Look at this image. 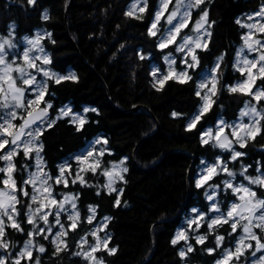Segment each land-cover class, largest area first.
I'll return each instance as SVG.
<instances>
[{
  "label": "trees",
  "instance_id": "trees-1",
  "mask_svg": "<svg viewBox=\"0 0 264 264\" xmlns=\"http://www.w3.org/2000/svg\"><path fill=\"white\" fill-rule=\"evenodd\" d=\"M132 1L36 0L34 5H29L27 0H0L1 33L10 26L18 35L30 34L36 29L46 30L51 33V39L47 36L43 39L49 52L50 67L61 73L70 70L78 77V82L68 80L56 84L50 79L45 81L48 84L45 100L52 104L49 115L53 116L63 105L76 111H83L84 107L96 109L95 112H84L87 123L79 131L77 124L71 122V116H67L56 118L55 125L43 132L41 154L47 170L56 174L64 159L96 136L103 138L100 145L104 150L103 156L97 154L100 167L96 172L82 173L84 185L77 180L76 183L69 181L67 187L62 183L56 186L78 196L76 204L81 219L76 230L69 229L65 237L67 249L57 254L50 239L36 235L34 244L44 246L46 251L40 253L34 248L33 259L25 257L21 264H35L36 258L40 264H88L74 253L81 250L79 239L89 234L96 220L104 217H111L104 230L110 238L107 247L116 249L111 255L103 248L96 252L104 264H214L218 251L230 245L235 237L229 224L214 227L212 232H208L205 222L199 228V232L207 233L210 239L215 235L224 237L221 248L212 254L207 249H215L216 243L210 239L197 244L192 237L194 250L183 259L179 255L183 241L176 245L171 243L178 227L184 224L182 217L190 208L197 206L208 211L207 185H221L217 198L223 210L235 198L230 189H222L223 180L227 178L223 171L203 187H196L200 160L216 162L220 157L238 180H245L240 175L242 166L247 167L246 174L250 176L255 174V167L264 172V128L244 148L237 146L246 154L237 161H232L230 151L213 146L211 141L201 143L202 131L214 125L217 119L231 121L246 102L256 103L251 96L229 92L228 88L234 81L244 78L235 66V52L243 32V27L236 21L264 0H205L200 8L193 9L187 30L196 22L202 9L208 10L209 22H215L210 29L211 37L207 38V48L196 50L199 63L188 70L191 80L180 83L169 79L159 91L160 86L153 83L152 68L163 67L164 55L173 50L172 46L160 48L158 35L148 34L160 0H147L144 12L129 16L126 13ZM45 12L49 17L47 20L42 18ZM221 55L223 60L219 61L216 72L215 103L196 128L188 131L187 124L202 101L196 95L199 90L197 79L203 70L216 65ZM256 85L264 86V80L258 79ZM134 106L139 109L134 111ZM257 106L264 109V102ZM173 112L179 115L173 117ZM122 160L128 171L114 186L123 189V193L109 194L104 186L103 172ZM29 162L22 152L15 157L17 171L14 177L18 187H24L25 165ZM3 165L0 161V166ZM254 187L264 198V187ZM117 195L121 200L119 206L115 203ZM19 199L20 220L26 230L27 201L22 194ZM89 206L96 208L91 224L87 222L91 214ZM182 207L181 214L175 217ZM26 233H11L10 236L17 244H22L28 238ZM247 259L243 256V262Z\"/></svg>",
  "mask_w": 264,
  "mask_h": 264
},
{
  "label": "snow or ice",
  "instance_id": "snow-or-ice-1",
  "mask_svg": "<svg viewBox=\"0 0 264 264\" xmlns=\"http://www.w3.org/2000/svg\"><path fill=\"white\" fill-rule=\"evenodd\" d=\"M29 5H34L36 0H27ZM141 3V0H136L130 6V10L126 15L133 16L137 5ZM144 7H140L139 11L142 13L147 7V0H143ZM173 3V0H161V9L155 14V18L148 30L150 36L157 35L158 24L164 12L168 11L169 5ZM205 0H175V6L171 11H168L167 23L172 25V28L168 31L167 36L162 37L159 44L160 48H166L169 45L176 44V51L186 53L190 56L191 63L186 59L183 61L188 68H194L199 63V58L197 55V49L206 50L207 39L202 42V37H211L210 29L212 24L208 20V10L202 9V14L199 20H197L192 27V31L196 33L195 37L190 35L182 36V43L177 42V37H181L183 29L189 26L191 20V10L195 8H200ZM181 9H184L181 11ZM254 17L264 18V5H262L259 11L255 12L253 15L248 17L252 20ZM47 20L49 17L47 12L43 14L42 17ZM174 21H177L174 23ZM237 24L241 27H246L249 31L243 35L241 38L244 41V48H247L249 52L257 53V56L253 59H248L247 57H241L240 53H237L238 59L236 63L237 70L240 71L241 75L245 77L241 82L237 83L235 86L228 88L229 92L232 93H242L244 95L251 96L256 104H251L249 102L245 103L244 110L241 111V117L248 116L251 120L249 124H239V125H228L223 120L220 121L218 129L213 132L209 129L207 132L203 133L201 136V143L208 144L210 141H214L215 147H219L222 150H227L231 152L232 161H237L239 158L246 155L243 152L236 151L233 149V144L238 143L241 148L247 145L249 140H254L257 135L261 134L262 128H264V109H258L257 104L264 102V86H257V80H264V39L255 38L256 33H264V23L257 20L256 23L243 24L238 19ZM207 25V27H206ZM255 30V32L253 31ZM48 39H51V33L46 34ZM44 37L37 35L35 39L27 40L29 47L24 50L22 61L23 63H17L15 60L9 62L8 48L14 47V44L10 39L0 41V161L4 162L3 166H0V183L3 184V188H0V249L7 250L9 247H14L10 245L7 241V231L8 227H11L19 232H24L21 222L17 219L21 215V208L17 205L21 204L19 199L20 194L25 197L30 196L31 203L27 204V222L33 226V231L26 233L28 239L24 241L23 247L15 254V259L12 260V264H21V261L27 257L28 260L33 259V249L36 248L40 253L46 251L45 247L42 245H35L34 238L36 235H43L44 239H49V235H44V233L52 234V225L49 221V216H55V224L60 228V231L51 235V243L56 246L57 254L61 251L67 249L68 244L65 237L68 236L69 229L75 231L78 227V222L80 221V213L76 210L77 204L76 200L78 196L65 194L63 199H57L53 191V184L49 183L53 179L49 173L43 171V157L41 152L43 151V144L40 142V136L47 128H51L55 125V120H50L48 116V110L52 108V104L45 100L47 94L48 84L46 82H38L36 76L30 70H35L37 73H42L44 77L53 80L56 84H60L63 81L71 80L72 82H78V77L75 73H70L69 75H59L55 72H50L44 67V65L49 64L51 61L47 55H32L33 51H38L40 53L44 52V48L40 41ZM144 57H141L143 59ZM167 60L168 57H165ZM223 60V55L218 58V62L214 68H212V78L211 87L205 82H201L197 87L198 91L196 95L200 97L203 104L199 108V113L194 115L189 123L187 124L186 130L192 131L196 128L197 124L201 121L203 115L209 111L212 104L215 103L212 97L217 93V69L220 67L219 61ZM37 61H41L40 64ZM169 66V71L167 75H164L162 79H157V84H159V91L163 88L166 81L169 79L176 80L180 83H186L191 80L192 77L188 75L186 71L176 72L172 68L171 64ZM255 70V71H254ZM153 77H156V73H152ZM21 83L23 86H21ZM155 86V85H154ZM33 91L35 93L34 98H27V93ZM41 104L44 107H41ZM88 111L95 112L96 109L85 108L84 112ZM72 115V123L77 124V131L81 130L87 120L79 115H73L71 109L61 110L60 115L57 119H62ZM179 114L176 112L172 113L173 117H177ZM17 119L22 120V123L17 125L14 123ZM46 123V128L42 127ZM231 128V137L225 133L226 128ZM96 143H100L99 140ZM107 143V141H104ZM23 153L25 159H31L33 154L35 155L36 171L30 172L28 179L23 180V185H31V194L24 187L17 186V180L14 177V173L17 171L15 157ZM104 155V150H100L99 156ZM78 162L84 164L88 163V167L82 168L80 171H92L93 173L100 167V160L94 157L93 152H88L87 156L82 158L78 157ZM124 161H120L123 165ZM28 165H25L27 168ZM116 167L115 165L113 166ZM260 172V168L256 169ZM126 167H121L120 171L104 170L103 175L108 177V183L105 185L109 194L112 192L123 193V189H117L114 185L117 180H123L124 177L122 173L127 172ZM223 171L227 176L235 178V173L229 170L227 164L221 161L219 158L217 161L210 165L204 175L196 181V187H203L209 180H211L215 175ZM247 167L242 166L240 175L247 180L248 184L235 185L230 180L224 181V187L230 189L234 196H236L237 202H233L228 208L227 214L223 213L212 219L208 223V229L215 231L214 226L222 224H230L232 233H236L238 228L242 229V234L236 242L235 249L229 250L225 249L223 255L220 259L216 260V264H237L240 257L244 256L246 251L249 249L254 250L251 252L252 257L255 259L252 264H264V236H259L253 229H259L260 232H264V198L258 196L257 191H254L251 185H257L258 187H264V173L258 176L247 175ZM65 168L60 167V175L54 178L55 184L63 183L65 187L68 186V180L65 178ZM77 180L84 185L86 183L83 176L77 174L76 179L72 180V183H76ZM100 193L98 192L97 195ZM213 196L209 195L207 199L213 200ZM116 206H119L121 200L119 195L116 198ZM66 205H70L71 211ZM212 211L219 212L220 209L214 203L211 208ZM88 211L92 214L87 217V222L91 224L95 218L96 208L89 206ZM68 212V220L70 225L66 227L61 223L60 216L61 213ZM6 218V219H5ZM111 217H104L105 227L107 222ZM203 220V217H200ZM43 221L45 227L38 226V222ZM190 226L196 224L199 228V223L195 220L189 222ZM102 228H97L96 230L90 232L89 234L95 238L96 243L89 245L88 249H84V245L87 244V240L81 237L80 240V251L74 253V255L82 256L88 264H103V261L95 256V253L101 248L106 250L110 255L116 252L115 248H108L109 237L105 236L101 238L98 235ZM189 237L185 231H180L177 233L175 238L171 241L173 245H176L179 241H185L187 247L180 251L179 255L183 259L187 253L192 252L194 249L191 244H188ZM207 240V236L197 235L196 243L203 244ZM224 237L216 236V248H220ZM255 241V245L251 243ZM216 249H207L209 254H212ZM257 253H261L257 257ZM9 257H6L3 253H0V264H7ZM35 264H40L39 258H36Z\"/></svg>",
  "mask_w": 264,
  "mask_h": 264
},
{
  "label": "rangeland",
  "instance_id": "rangeland-1",
  "mask_svg": "<svg viewBox=\"0 0 264 264\" xmlns=\"http://www.w3.org/2000/svg\"><path fill=\"white\" fill-rule=\"evenodd\" d=\"M135 2H136V0H133L132 1V3L128 7V11L130 10V6L133 3H135ZM262 5H264V1L255 10L250 11V12H246V13L242 14L239 17V20L241 21V23H243V24H252V23H256L257 20H260L262 23H264V18L254 17L252 20H249L248 19V17L250 15H253L255 12L259 11V9H260V7ZM174 6H175V0H173V3L169 5L168 11H171ZM140 7H143V1L142 0H141V3H139L137 5V9L135 10L134 14L139 12V8ZM161 7H162V5H161V0H160V7L157 10V12L160 11ZM183 10L184 9H181V11H183ZM168 11H166V12L163 13V15L161 17V20H160V22H159V24L157 26L158 29H159V31L157 32V35H158L157 45L158 46H159V44L161 42L162 37L167 36L168 31L172 28V25H169L167 23ZM192 11H193V9L191 10V13H192ZM200 15H199V17H198L197 20H199ZM176 22L177 21H174V23H176ZM194 24H195V22H194ZM194 24L191 25L188 30H187L188 27L185 28V29H183V32L181 33V37H177V42L178 43H182V36H184V35H190V36L195 37L196 33H194L192 31V27L194 26ZM206 27H207V25H206ZM248 31L249 30L246 27H243L242 36L245 35ZM253 31L255 32V30H253ZM46 33L47 32L44 29H36V30H34V32H32L30 34L18 35L14 31V27L13 26H10L7 29V31L4 32V33H1L0 32V41L6 40V39H10L12 41V43L14 44V47L8 48V57H7V59L9 60V62L15 60L17 63H23V61L21 59L22 56H23V52H24L25 49H27L29 47V45L27 43V40H29V39H35L37 37V35H41V36L45 37L46 36ZM255 38L264 39V33H256ZM43 39H41L40 43H41V45L44 48V52L43 53H40L38 51H33L32 55H40V56L47 55L49 57V52L47 51V49L43 45ZM204 39H207V37H202V42H203ZM243 45H244V41L241 39V43L237 46L236 52H235V65H236L237 59H238L237 53H240L241 54V57H247L248 59H253L254 57L257 56V53H255V52H249L247 50V48H244L243 49V52H241V49L243 48ZM169 46H172L173 47V50H172V52L166 53L164 55V57H163V60H164L163 67L154 66L152 68V73L155 72L157 74L156 77H153V83L155 85H157V86H159V84H157V82H156L157 79H162V77L164 75H167L168 74L169 66H170V63L172 61H174V63H172L171 66H172V68L175 69L176 72L186 71L188 73V70H189V68L186 67V65H185V63L183 61H185L187 59L189 61V63H191L190 56L186 55V53L177 52L176 51V47H177L176 44H172V45H169ZM165 57H168V59L166 60ZM37 63L40 64L41 61H37ZM215 66L216 65H214L212 67H208V68H206L205 70H203L201 72L199 78L197 79L198 85L201 82H205L208 85V87H211V78H212V75H213V73H212L211 70ZM44 67L46 69H48L50 72H55V73H57L59 75H65V76H67L70 73H72V71H70V70H68L66 73H61V72L55 71L54 69H52L50 67L49 64L44 65ZM30 71H32L33 74L36 76L38 82H45L48 79V78L44 77L42 73H37V72H35V70H30ZM188 75H189V73H188ZM243 79H245V77ZM243 79L234 81L229 87L235 86L237 83L241 82ZM21 86H23L22 83H21ZM34 96H35V93L33 91H29L27 93V98H29V99L34 98ZM213 99H214V96L212 97V100ZM48 103H50V102H48ZM249 103L256 104L253 101L252 102H249ZM202 104H203V101H201V103L198 106L197 110L195 111L194 115H196V114L199 113V108L201 107ZM41 107H44V105L41 104ZM85 108H87V107H84V109ZM244 108H245V104L239 109L236 118H234L231 121L224 120L223 118L217 119L214 125L209 126L205 130L202 131V135H203V133L207 132L209 129H211L213 132H215L218 129V126H219L221 120H223L224 122H226V124H228V125H239V124H242V123L243 124H249V123H251V120H250V118L248 116L241 117V115H240L241 111L244 110ZM257 108L259 109L258 106H257ZM62 109L63 110L71 109L73 115H79V116H82V117L85 118L84 110L83 111H76V110H73L71 108V106H69V105H63V106H61V107H59L57 109V112L53 116L48 115L49 116V119L50 120H55L60 115V112H61ZM70 116L72 118V115H70ZM14 123H16L17 125H19L20 123H22V120L17 119L16 121H14ZM42 127H46V123L44 125H42ZM231 131H232V129L230 127L225 129V133L229 135L230 139H234L233 137H231ZM97 140L102 141L103 138L100 137V136L94 137L93 139H91L90 141H88L87 144L83 148H81L80 150H78L75 153L71 154L70 157L64 159L59 164L58 169H57L58 171H57L56 174H52L49 170H47V168L45 167L44 161H43V171L49 173V175L53 177V179L50 180L49 183L53 184V191H54L57 199H63V196L65 194L77 196V194L75 192H72V191L71 192H65V191L61 190V188H56V186L57 185H60V184H55L54 178L56 176H59L60 175V167L61 166H64V168H65V173H66L65 178L68 180V184H69V181H70V183H72V180L73 179H76L78 173H79V175L82 176V173L84 171L81 172L80 170L82 168H85L86 169L88 167V163H90L91 160L89 162H86L84 164H81V163L78 162V159L77 158L78 157L82 158L84 156H87L88 152H90V151L93 152L95 158H98L97 154L100 152V150H102V148H101L100 143H96ZM211 142L214 144V141H211ZM238 145H239L238 143L233 144V149H235L236 151H239L238 148H237ZM229 154L231 155V152H229ZM41 156H42V154H41ZM218 158L221 160L220 157H218ZM72 161H74V162H72ZM214 163H215L214 161H207L206 159H201L200 160V162H199V164L197 166V172H196L197 175H196L195 183H196V181L198 179L201 178L202 175L205 174L206 169L210 165H212ZM114 165L116 166L115 168L113 167ZM121 167H124V164L121 165L120 164V161H118V162L112 164L108 168V170L120 171V168ZM256 169L257 168L255 167L254 168L255 174L253 175V177L258 176V175H261L262 173H264L261 169H260L261 170L260 172H257ZM35 171H36V163H35V155L33 154L32 158L30 159V162L28 163V167L25 170L24 180L28 179V176H29V173L30 172H35ZM122 175H123V173H122ZM242 178L244 179V177H242ZM108 179L109 178L105 176L104 186L108 183ZM238 179L239 178H237V175L235 174V178L234 179L232 177L227 176V178H225L223 180V182L230 180L235 185H239V184L247 185L248 184L247 180H238ZM61 185L64 186L63 183ZM3 187L4 186L1 183L0 188H3ZM220 187H221L220 184H210V185H207L206 186L207 197L209 195H212L214 197L213 200H209L208 199V204H209L208 211H203V210H201L197 206H194V207L190 208L184 214V216L182 217L184 224H182L181 226L178 227V229L176 230L175 236L177 235L178 232L185 231L188 234V237H189L187 243L188 244H191V245H192V240H191L192 237L196 241V236L197 235L207 236V239H210L207 233H205V232H199V228L202 226V224L204 222L206 223V227L208 228V223H210L212 219H215L217 216L221 215L222 213L224 215H226L227 214V211H228V208L231 206V204L233 202H237V199H236V196H235V198L233 200H231V201L228 202L227 208L225 210L221 209L220 203H219L220 201L217 198V193H218V190H219ZM251 187H252V189L254 191H256L254 185H251ZM24 188H26V190L31 194V192H32V186L31 185H24ZM261 188H263V187H261ZM222 189L223 190L226 189L224 187V183H223ZM231 193H232V191H231ZM261 198H263V197H261ZM26 201H27V204H30L31 203L30 196L26 197ZM214 203L220 209L219 212H215V211H212L211 210L212 205ZM27 204H26V208H27ZM17 207H18V205H17ZM66 207H68L69 208V211H71L70 205H66ZM76 210L78 211V209H76ZM27 212H28V208L25 210V214H24L25 215L24 216V224L27 226V228H26V230H24V232L25 231L26 232L33 231V226L27 222V215H26ZM68 214H69L68 212H63V213H61V216H60L61 223L64 224L66 227H68L70 225V221L68 220ZM90 215H92V214H90ZM200 217H203V220H201ZM17 219L22 224V221L20 220V216H18ZM55 219H56L55 216H51V215L49 216V221H50L51 225L53 226L52 227V234L44 233V235H49L50 241H51V235H54L56 232L60 231V228L58 226H56V224H55ZM193 220H195V221H197L199 223V225H200L199 228L196 227V224H192L190 226L189 222L190 221H193ZM38 226L45 227V225L43 224V221H39L38 222ZM218 226H214V227H218ZM22 227L24 228V225L23 224H22ZM98 227L103 229L102 231H99L98 232V235L101 238H103L105 236L108 237V234L104 232V230H105L104 218L103 219H100L99 221L96 220L94 222V224L92 225L89 233L92 232V231H94V230H96ZM253 230L256 231L259 236H264V232H260L259 229H253ZM6 231H7V237H6V239L10 243V245H14V247H11L10 246L9 249H7V250L0 249V253H3L6 257H9V259L7 260V264H12V260H14L16 258L15 257V254L18 253L19 250L23 247L24 242L22 244H17V242L14 241L11 238L10 234L11 233H15V234L16 233H20V234H22L24 232L16 231L15 229H13L11 227H8L6 229ZM231 231H232V229H231ZM208 232H210L209 229H208ZM241 234H242V229H239L238 228V230H237V232L235 234V237L232 240V243L230 245H228V246H225L224 248H221L220 247L221 249L218 251L219 256H218L217 259H220L221 258V256L223 255L225 249H229V250H234L235 249L236 242H237V240L239 238V235H241ZM216 236L217 235L213 236L210 240L211 241H214L216 243ZM82 237H84L87 240V244H85L83 246L85 250L88 249V246L89 245H93V244L96 243L95 238L92 237L90 234H85ZM27 239L28 238H26L25 240H27ZM80 240H81V238L79 239V244H80ZM181 241H183V240H181ZM251 243L253 245H255V241H251ZM186 247H187V245H186L185 241H183L182 244H181V246H180L179 253H180L181 250L185 249ZM215 249H217V248H215ZM253 250H254V248L253 249H249V252L246 251L244 257H248V259L243 262V256H242V257H240V260L237 262V264H252V261L255 259L251 255V252ZM259 255H261V253H257V257ZM95 256H96V253H95ZM216 260H215L214 264H216Z\"/></svg>",
  "mask_w": 264,
  "mask_h": 264
},
{
  "label": "water",
  "instance_id": "water-1",
  "mask_svg": "<svg viewBox=\"0 0 264 264\" xmlns=\"http://www.w3.org/2000/svg\"><path fill=\"white\" fill-rule=\"evenodd\" d=\"M138 109H139V106H134V108H133L134 111H136V110H138ZM48 115H49V111H48ZM191 168H192V164L190 165V167H189V169H188V176H189V174H190ZM185 203H187V202H185ZM182 210H183V207H182V209H181V210L175 215V217H177L178 215H180L181 212H182ZM175 217H174V218H175Z\"/></svg>",
  "mask_w": 264,
  "mask_h": 264
}]
</instances>
